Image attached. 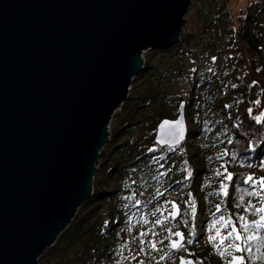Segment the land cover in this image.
I'll return each instance as SVG.
<instances>
[{
  "label": "water",
  "instance_id": "water-1",
  "mask_svg": "<svg viewBox=\"0 0 264 264\" xmlns=\"http://www.w3.org/2000/svg\"><path fill=\"white\" fill-rule=\"evenodd\" d=\"M191 1L0 0V264H36L90 199L142 54L178 45ZM180 105L156 147L180 112L185 142Z\"/></svg>",
  "mask_w": 264,
  "mask_h": 264
},
{
  "label": "trees",
  "instance_id": "trees-1",
  "mask_svg": "<svg viewBox=\"0 0 264 264\" xmlns=\"http://www.w3.org/2000/svg\"><path fill=\"white\" fill-rule=\"evenodd\" d=\"M199 1L200 34L208 41L202 66L197 73L187 76L185 116L191 130L186 141L174 151L154 145L157 124L163 119H175L184 101H170L163 73L157 69L153 73L152 65L144 63L141 73L133 79L143 80V89L129 96L113 116L109 142L100 152V171L92 181V196L36 264H116L118 251L129 243L135 244L143 264H161V257L172 253L167 246L170 240L165 239L169 236L168 224L178 223L181 229L174 231L181 230L186 239L190 231L195 233L191 237L193 243L186 244L188 258L196 264H227L229 257H222L207 240L208 235L214 234V230H208L213 213L216 218L231 216L234 221L244 215L251 222L253 217L244 211V206L249 200L253 204L258 202L240 189L249 187L243 184L249 175L264 177V123H255L254 110L252 115L248 114L247 110L252 109L248 97L252 88L245 81L250 77L264 85V0H250L235 23L228 11L230 0H192L191 5ZM179 41L169 49L151 50L154 56L170 60L167 65L172 66L169 69L171 74L178 75V81L186 79L183 59L188 56L180 44L190 48L192 37L182 36ZM195 48L194 43L192 52ZM151 105H157L153 118L144 113ZM135 126H147L149 138L140 141L132 137L130 132ZM160 156L165 158L157 163L154 158ZM184 169L192 172L191 178L185 179ZM228 174L233 176L230 183L225 179ZM222 182L227 185V196L220 189ZM169 192L176 196L181 213L188 207L185 195L186 201L189 193L195 200L197 215L194 220L187 217V226L181 216L177 221L170 220L164 200ZM218 204L221 212L215 211ZM157 219L163 223L155 224ZM236 223L238 227L239 222ZM140 241L145 243L141 245ZM148 241L156 243V249ZM141 247L143 251H139ZM253 249L251 258L248 253L243 254L247 264H264V242L259 251L255 245ZM127 263L131 261L124 264Z\"/></svg>",
  "mask_w": 264,
  "mask_h": 264
},
{
  "label": "snow or ice",
  "instance_id": "snow-or-ice-1",
  "mask_svg": "<svg viewBox=\"0 0 264 264\" xmlns=\"http://www.w3.org/2000/svg\"><path fill=\"white\" fill-rule=\"evenodd\" d=\"M235 87V85H233ZM255 104L260 105L261 101H254ZM225 107H228L227 105ZM180 108H183V104L180 105ZM248 114L252 115V109L249 108ZM256 124L264 123V113L260 115H255L252 117ZM161 138L157 141L159 144L167 145L168 150L174 151L175 146L179 145L180 142L184 139V118L183 112H180V116L173 122L165 120L163 124H161ZM165 157H155V161L159 163L160 160H163ZM163 167V165H160ZM187 171V176L185 179L191 178L192 172L190 170L184 169ZM217 175H220V172L217 171ZM160 175H164V173H160ZM159 179V177H157ZM227 181H232L233 176L228 174L225 176ZM243 184L248 185V188L240 189L241 192L246 194L248 197H254L257 200V204H253L251 200H249L244 206V211L251 213L253 219L251 222L244 215H239L235 218V221L231 216L221 215L219 218H216L215 213H213V218L208 226V230L211 232L214 230V234L208 235L207 240L214 245L219 250V254L222 257H229L227 264H247L244 253L249 254V258H251V254L253 253V245H255V250L259 251L260 245L264 242V177L254 178L249 175L246 179L243 180ZM239 187V186H238ZM220 189L225 196L228 195V188L225 183L220 184ZM162 195V193H161ZM140 202L137 200L136 204L138 205ZM171 204V210L169 212V216L172 220H176L177 216H181L182 222L185 226L188 225L187 217L191 216L194 220L197 215V206L194 199L191 198V193H189L188 207L184 209L183 213H181L180 207L174 202H169ZM240 203L244 204V196L240 197ZM156 211H159L157 209ZM216 212H221L220 205H216ZM155 213H153L154 215ZM162 214V213H161ZM258 217V218H256ZM168 219V217H165ZM236 221L239 222V226L237 227ZM146 222V221H145ZM163 221L157 219L155 224H162ZM194 228V225H193ZM222 230H226L222 232ZM169 232V236L165 237V239L170 240V243L167 245L171 252H175L178 250H182L187 245H191L193 243V239L195 233L190 231L186 239L185 234L180 231H173V229H167ZM156 233L153 232V235ZM141 236L146 235V233H140ZM227 243V247L225 246V242ZM141 245L145 242L140 241ZM150 247L152 249H156V243L148 241ZM160 243H163L161 241ZM143 247L139 249V251H143ZM231 250V251H230ZM233 252L239 253V255H234ZM191 255V253H189ZM261 258H264L262 255ZM135 259V256L133 257ZM163 259V257H161ZM139 264H143V261H140ZM180 264H194V261L188 260L185 258L180 259Z\"/></svg>",
  "mask_w": 264,
  "mask_h": 264
},
{
  "label": "rangeland",
  "instance_id": "rangeland-1",
  "mask_svg": "<svg viewBox=\"0 0 264 264\" xmlns=\"http://www.w3.org/2000/svg\"><path fill=\"white\" fill-rule=\"evenodd\" d=\"M249 2H250V0H230L229 1L228 11H229L230 17L234 23L237 20V15L239 14V12L242 10H245L247 8ZM199 9H201V1L194 3L193 5H191V3H190V5H189V7L185 13L184 22H183V25L181 27V32L179 35V40L181 39L182 36H190L191 35V37H192L190 48L187 49L185 44H183V43L180 44L181 48L188 54L186 59H183V69H184L183 71H184V75H186V79L178 81V78H177L178 75L171 74V70H170L171 68L169 69V66H171V65H167V61H170V60H168L167 58H166L167 60H165L162 57H159L157 55L154 56L152 51H146L142 54L143 62L147 63V64L150 63L152 65L151 67H153V73H154V69H157V71H160V73L161 72L163 73L161 75L164 77L163 79L166 82L164 85L166 87L165 89H167L166 95L169 96V100L170 101L172 100V102H174L175 99H181V101H184L186 103L185 100H187V94H188L187 76L190 75V73H192V74L197 73V71L199 70V68L203 64V58L202 57H203V55H205V52H206L204 50V48H205L204 45L208 41V38L205 37V35L200 34V29H201L200 17L201 16H200V10ZM202 14H203V12H202ZM194 43L196 44V48L192 52V47H193ZM194 67H195V69H194ZM150 73H151V71H150ZM152 77H153V75H152ZM245 81L249 83L248 87L252 88L249 92V95H248L252 110L255 111L256 115H260V114L264 113V85H262V84L259 85L256 81H253L250 77H248ZM143 82H144L143 80H136L135 82H133L131 84L133 86V89L131 90V88H130V90L128 92V97L129 96L132 97L135 93H137L141 89H143V86H140V84ZM256 100H260L261 104L260 105L255 104L254 101H256ZM120 109H118L115 112V114L120 112ZM156 109H157V105H151L147 111H144V113L146 112L148 114L147 117L153 118L156 115ZM137 116L140 117L141 115H137ZM137 116L135 118H138ZM185 119H186V124H187V132H188L187 135H188L190 130H191V127L188 123V119L186 118V116H185ZM113 124H114V120L112 118L111 122L109 124V128H108L109 133L112 130ZM135 127H137V128H135V130L130 132L132 137L139 138L140 141L141 140L143 141L144 138H147L149 136L150 131L148 132L147 126H141V127L139 126V128H138V126H135ZM154 132H155V129H154ZM97 171H100V170H98V166H97ZM97 171H96V173H97ZM93 179H94V177H93ZM93 179H92V181H93ZM92 181H91V186H92ZM164 200H165V210L167 211V213H169L170 212L169 202L171 200L175 201L176 196L173 194V192H169V193H166L164 195ZM187 202L188 201H186V195H185V204H188ZM168 225L171 229H173V231L176 229H181L179 223L176 225H171V224H168ZM121 242H123V241H121ZM124 246L125 247L123 249L118 251V253L115 257V260L117 259V262H115V263L116 264H124V263L130 262V261H131L130 264L139 263V261H141L140 258H142L143 256L142 255L140 256L138 254V252H137L138 249L135 248V244L129 243L128 245L126 244ZM187 249H188V247L186 246L182 250L168 254L165 258L162 259L163 261L161 262V264H177L179 257H187V254H186ZM134 256H135V259H133Z\"/></svg>",
  "mask_w": 264,
  "mask_h": 264
},
{
  "label": "flooded vegetation",
  "instance_id": "flooded-vegetation-1",
  "mask_svg": "<svg viewBox=\"0 0 264 264\" xmlns=\"http://www.w3.org/2000/svg\"><path fill=\"white\" fill-rule=\"evenodd\" d=\"M233 254H238L239 255V253H235V252H233Z\"/></svg>",
  "mask_w": 264,
  "mask_h": 264
}]
</instances>
